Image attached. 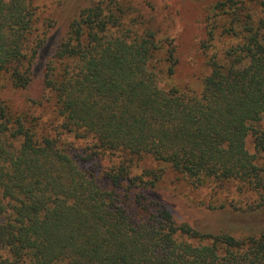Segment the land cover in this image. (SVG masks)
Returning <instances> with one entry per match:
<instances>
[{"label": "trees", "instance_id": "obj_1", "mask_svg": "<svg viewBox=\"0 0 264 264\" xmlns=\"http://www.w3.org/2000/svg\"><path fill=\"white\" fill-rule=\"evenodd\" d=\"M34 3L0 0V88L20 94L56 23ZM253 3L209 8L198 94L164 84L176 46L128 19L130 6L79 10L42 65L36 106L0 97V264H264V232H202L149 195L171 169L255 195L246 207L231 198L235 210L264 208V0L259 12Z\"/></svg>", "mask_w": 264, "mask_h": 264}, {"label": "rangeland", "instance_id": "obj_2", "mask_svg": "<svg viewBox=\"0 0 264 264\" xmlns=\"http://www.w3.org/2000/svg\"><path fill=\"white\" fill-rule=\"evenodd\" d=\"M92 0H35L37 12L42 18L50 17L56 21L50 31L49 43L43 52L36 74L29 89L20 94L6 83L0 88V97L8 104L21 107L36 106L44 94L42 84V65L57 40L63 35L70 21L79 10ZM128 10V19L144 17L157 31V36L173 40L176 46L178 64L174 75L166 81L192 93H200L204 77L209 73L204 54L200 51L199 41L204 36L203 19L209 8L220 0H121ZM262 0H254L256 12L260 10ZM161 57V56H160ZM6 77V76H5ZM2 77L1 80L8 82ZM47 109L50 107L45 105ZM40 106V110L42 108ZM45 108V109H46ZM50 115L48 112L45 117ZM264 126V120H263ZM68 141L80 142L72 135L64 137ZM247 148L254 152L253 137L247 138ZM211 185V184H210ZM193 186L182 175L168 169L158 186L149 191L151 198L163 202L174 214L178 223H187L202 232H225L241 238L251 234L264 232V208L259 211L235 210L228 202L231 198L246 207L247 197L251 194H241L234 184L224 189L214 191L212 186ZM253 200V199H251ZM132 202V201H131ZM130 203V202H129ZM225 204V205H224ZM222 205H224L222 207ZM130 213L138 214L133 204H125Z\"/></svg>", "mask_w": 264, "mask_h": 264}]
</instances>
